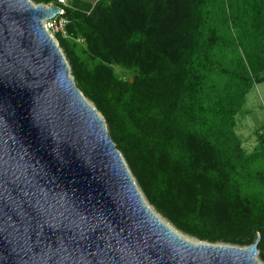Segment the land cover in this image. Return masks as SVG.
Here are the masks:
<instances>
[{
  "label": "trees",
  "instance_id": "1",
  "mask_svg": "<svg viewBox=\"0 0 264 264\" xmlns=\"http://www.w3.org/2000/svg\"><path fill=\"white\" fill-rule=\"evenodd\" d=\"M62 9L69 38L101 62L87 69L58 36L70 74L147 202L201 241L245 248L259 235L264 263V136L243 156L233 131L247 93L264 82L246 61L263 44L264 0H107L95 16ZM113 63L140 75L122 82Z\"/></svg>",
  "mask_w": 264,
  "mask_h": 264
},
{
  "label": "water",
  "instance_id": "2",
  "mask_svg": "<svg viewBox=\"0 0 264 264\" xmlns=\"http://www.w3.org/2000/svg\"><path fill=\"white\" fill-rule=\"evenodd\" d=\"M60 11L0 0V264H261L259 235L194 242L150 209L43 28Z\"/></svg>",
  "mask_w": 264,
  "mask_h": 264
},
{
  "label": "rangeland",
  "instance_id": "3",
  "mask_svg": "<svg viewBox=\"0 0 264 264\" xmlns=\"http://www.w3.org/2000/svg\"><path fill=\"white\" fill-rule=\"evenodd\" d=\"M107 0H65V6L64 8H69L73 10H79L82 11L90 16H95L96 15V9L98 5L106 2ZM30 2L33 5H36L33 0H30ZM43 5H48V4H54V2H49V3H41ZM61 37V36H59ZM263 37V44L261 47L253 50L250 52L247 61V66L249 69H251V66H254L257 68V70H260V76L264 77V35ZM62 39H67L68 42V47L72 50V52L78 57L80 60L81 64L85 66L87 69H93L95 66L100 64V60L97 58L91 56L89 51L86 48V44L82 38H77L74 40H71L68 37ZM55 43L58 45V36L55 38ZM59 47V46H58ZM60 49V48H59ZM63 57L65 58V55L60 49ZM67 65L69 66L68 60L65 58ZM109 67L112 69V72L115 76L116 79L125 82L127 84H131L134 80L135 77L140 75V72L138 70L133 71L129 70L126 68H123L119 65L116 64H110ZM70 68V66H69ZM71 76V74H70ZM73 78V77H72ZM74 81V80H73ZM75 84V82H74ZM83 95V94H82ZM86 101L95 108V106L86 98ZM96 109V108H95ZM97 110V109H96ZM98 112V111H97ZM100 117L104 120L102 115L98 112ZM235 120V126H234V134L237 138L239 150L243 156L249 155L253 153L255 150L262 149V143L259 140V137L261 135L264 136V82H261L259 84H254L250 91L247 93L246 98H245V103L241 107L240 111L235 115L234 117ZM105 127L108 131V134L110 138L112 139L113 143L116 146L115 141L113 140V135H111L109 127L107 126L105 120ZM117 148V146H116ZM119 151V149H117ZM121 154V152L119 151ZM121 157L123 158L122 154ZM124 161V159H123ZM125 162V161H124ZM126 164V163H125ZM127 166V165H126ZM129 170V168L127 167ZM130 172V170H129ZM131 174V172H130ZM132 176V175H131ZM133 178V176H132ZM134 180V178H133ZM135 182V180H134ZM136 184V182H135ZM137 186V184H136ZM139 192L141 193L144 201L147 203V205L150 207V209L161 219L165 224H167L169 227H171L173 230L176 231L177 234L182 235L185 239H188L190 241L194 242H203V243H208L206 241H201L193 237H189L185 234H182L178 230H176L167 220H165L160 214H158L154 208L147 202L145 197L143 196L142 192L140 191L139 187L137 186ZM212 244V243H209ZM215 245H222L221 243H214ZM224 245V244H223ZM257 260L261 263L264 264L258 257L256 256Z\"/></svg>",
  "mask_w": 264,
  "mask_h": 264
},
{
  "label": "built area",
  "instance_id": "4",
  "mask_svg": "<svg viewBox=\"0 0 264 264\" xmlns=\"http://www.w3.org/2000/svg\"><path fill=\"white\" fill-rule=\"evenodd\" d=\"M65 4V0H57V4L45 5L46 8L55 5L61 9L60 14L56 15L54 18L42 21L44 30L54 40V42V38L56 36H61L63 38L68 37V34L66 32V25L68 24V20L64 17V9H62Z\"/></svg>",
  "mask_w": 264,
  "mask_h": 264
}]
</instances>
